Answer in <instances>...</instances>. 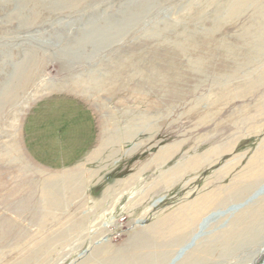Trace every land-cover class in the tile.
<instances>
[{"label": "rangeland", "instance_id": "374dc122", "mask_svg": "<svg viewBox=\"0 0 264 264\" xmlns=\"http://www.w3.org/2000/svg\"><path fill=\"white\" fill-rule=\"evenodd\" d=\"M0 264H264V0H0Z\"/></svg>", "mask_w": 264, "mask_h": 264}, {"label": "crops", "instance_id": "0c3cea01", "mask_svg": "<svg viewBox=\"0 0 264 264\" xmlns=\"http://www.w3.org/2000/svg\"><path fill=\"white\" fill-rule=\"evenodd\" d=\"M51 118L34 114L26 130L29 154L47 166H65L83 162L97 144L93 114L75 109L64 110Z\"/></svg>", "mask_w": 264, "mask_h": 264}, {"label": "bare ground", "instance_id": "6f19581e", "mask_svg": "<svg viewBox=\"0 0 264 264\" xmlns=\"http://www.w3.org/2000/svg\"><path fill=\"white\" fill-rule=\"evenodd\" d=\"M239 2H240V1H239ZM143 125H144V124H143ZM123 144H124V143H123ZM122 154H123V153H122ZM260 154H261V153H260ZM260 154H259V155H260ZM96 157H97V156H96ZM258 157H259V156H258ZM260 157H261V156H260ZM260 157H259V158H260ZM192 161H194V160H192ZM252 161H253V160H252ZM258 161H259V160H258ZM259 162H260V161H259ZM195 163H196V162H195ZM250 163H251V161H250ZM260 163H261V162H260ZM255 164H256V163H255ZM255 164H253V165H255ZM261 164H262V163H261ZM250 166H251V164H250ZM256 171H257V170H256ZM246 173H247V172H246ZM253 173H254V171L252 172V174H253ZM256 173H257V172H256ZM239 174H240V173H239ZM250 174H251V173H250ZM252 174H251V176H253ZM254 174H255V173H254ZM242 175H243V174H242ZM260 176H261V174H260ZM76 178H77V177H76ZM81 179H82V178H81ZM80 182H81V181H80ZM215 189H216V188H215ZM214 194H215V193H214ZM251 196H252V195H251ZM209 197H210V196H209ZM207 200H208V199H207ZM207 200H204V202L207 201ZM201 202H202V201H201ZM239 205H240V204H239ZM189 210H190V209H189ZM225 210H226V208H225ZM193 212H194V210H193ZM223 212H224V211H223ZM185 213H186V212H185ZM197 215H198V214H197ZM180 216H182V215H180ZM180 216H179V220H180L179 222L181 223V219H180L181 217H180ZM40 219H41V218H40ZM207 219H208V217H205V218L201 221V223L199 224V230H198V231L192 236V239H191L192 241L195 240V238H197V236L201 233V231H202V229H203V227H204V225H205ZM177 220H178V219H177ZM184 221H185V220H184ZM182 224H183V223H182ZM182 224H181V225H182ZM192 241H190L188 244H186L185 247L189 246V245L192 243ZM185 247H184V248H185ZM184 248H183V249H184Z\"/></svg>", "mask_w": 264, "mask_h": 264}]
</instances>
